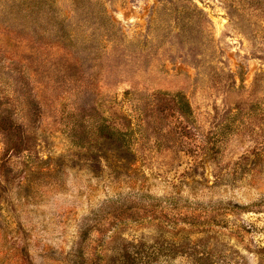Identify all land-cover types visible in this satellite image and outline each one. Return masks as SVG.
<instances>
[{"label":"rangeland","instance_id":"rangeland-1","mask_svg":"<svg viewBox=\"0 0 264 264\" xmlns=\"http://www.w3.org/2000/svg\"><path fill=\"white\" fill-rule=\"evenodd\" d=\"M0 264H264V0H0Z\"/></svg>","mask_w":264,"mask_h":264}]
</instances>
